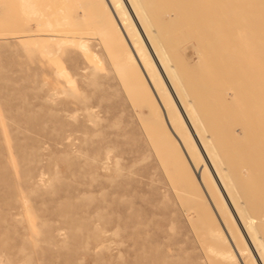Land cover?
<instances>
[{
  "label": "rangeland",
  "instance_id": "obj_1",
  "mask_svg": "<svg viewBox=\"0 0 264 264\" xmlns=\"http://www.w3.org/2000/svg\"><path fill=\"white\" fill-rule=\"evenodd\" d=\"M153 1L147 0L146 4L149 9L156 7L150 10L153 12L150 14L151 25L160 24L159 29L156 28L157 25H153L156 31L159 30L158 34H162L160 30L164 29V38L169 46L166 48L171 51H168L169 55L172 56L174 54L172 51H177L174 55L179 57H171L173 65L177 67L181 65L180 71L186 70L182 75L186 87H190L187 88L188 95L200 101L198 102L202 110L200 115L206 108L202 118L203 123L208 128L221 127L224 130L223 135L219 128L221 130L219 143H226L225 146L223 145V155L227 156L226 160L228 159L225 160V164L233 168L235 163L234 173L240 169L238 166L241 164L242 167H249L254 161L252 165L254 167L262 162L264 165L262 160L264 144L259 141H249V138L241 133L243 128H240L247 121L254 124L255 119L260 120L259 113L264 117V104L263 107H259L260 110L254 109L260 102L264 103V91L259 90L257 81L259 71L257 67L261 65L255 64V60L251 62L253 60L251 56L255 57L256 54L259 56L258 52L262 51L261 40L259 43L255 40L257 45H255L256 49H253L254 39L264 35L263 18L260 19L258 14L262 12L258 8L262 0L259 1L260 4L257 0L254 3H251L253 2L251 0L250 2L242 0L243 3L239 4L232 2L235 8L231 3V7L228 3L226 6V0H220L222 8L229 7V10L227 8L223 13L233 10L236 18L239 19L238 21L232 15L234 12H230L232 15L231 18L229 17L230 24L241 23L243 26L241 30H237L235 26L234 30H249H246L249 37L252 36L250 47L247 49L251 51V55L248 53L249 56L248 51L244 50L247 47L238 53L241 56L238 54L236 56L234 50L237 46L220 47L214 44V35L211 34L209 39L205 34L217 31V26L212 21H216V16L221 14L217 6L218 4L221 8L219 0H212L217 4L206 0L213 5L205 3V0H156L155 5ZM168 1L169 7L165 4ZM252 4L255 5L254 12L248 8V5L251 7ZM209 5L210 9L213 6L216 10L200 13L201 9H205V6L208 8ZM178 8L179 14L176 11ZM236 8L243 11L236 14L238 10ZM157 9L160 12L156 13ZM245 10L253 16L258 14L259 20L255 22L253 16L252 18L248 16V12L245 14L246 18L253 20L252 24H255L256 29L251 27L252 25L249 24L251 20L248 21V18L240 22ZM205 12L208 13L203 14ZM154 14L159 16L155 15L153 19ZM201 14L206 15L203 18L206 22L201 21L202 18H195V15L201 16ZM189 15L192 18L189 19ZM25 17L19 0H7V6L3 10L0 9V264H245L232 240L233 234H237L235 225H230L235 229L234 232H230L228 225L221 218L220 211L213 206L206 208L196 198L194 187L190 186L187 180L181 179L175 148L169 144V146L164 145L168 141L156 122L159 118L155 112H151L155 114L157 125L153 126L154 122L149 118L150 113L146 109V103L143 102L142 97L137 100L138 93L134 96L133 83L127 79V82L123 80L124 77L120 75L122 74L120 64L118 62L115 64L114 55L106 51L110 50V46L107 42H102V40L107 41L106 38L100 37L96 29L81 28L77 34L79 38H74L75 46L63 45L62 52L58 53L57 48L61 44L59 40H26L18 37L22 36L17 32L25 27ZM157 17L158 22L160 17V23H156ZM193 19L195 22L198 21L197 24L201 21L199 24L201 30L198 26L190 27V24L193 25L191 22ZM175 22L184 29L178 27ZM203 22L207 24L208 31L204 32L206 27ZM245 22L249 24L250 29ZM256 23L260 24L259 28H263V31L257 29ZM170 25H176L172 29L174 34L170 32ZM175 28L179 30L174 31ZM232 28L229 27L225 31ZM252 29L254 35L255 30L259 31L256 34L258 37L252 34ZM167 31L171 34H168V37ZM261 33L262 35H259ZM171 38H174V42ZM192 38H195L194 40L198 38L199 42L196 41L198 46ZM207 40L210 42L212 40L211 45ZM81 42L87 43L89 51L79 49ZM200 43L208 44L205 46ZM106 45L108 49L105 48ZM199 45L203 47L200 48ZM209 46L214 47L210 50ZM217 48L222 52L225 50L224 54L228 52L226 55H232V59L227 56V60ZM117 50L122 51V48ZM50 51L52 55L49 54ZM199 51L200 55L204 53L203 56H207L208 59L206 57L203 59L202 55L198 58ZM245 55L248 60L244 59ZM214 58L217 60H213ZM235 58L241 66L235 64ZM181 60L182 63L186 60L185 64L188 66L178 63ZM218 60L219 64L216 62ZM233 60L234 63L231 62ZM260 60L262 59L258 61ZM212 61H215L212 64L220 66V68L215 67L218 75L213 73V77L210 73L214 72L215 68L214 65L211 67L212 65L209 64ZM247 61H250L248 63L251 66L245 64ZM205 62L208 67L203 65ZM187 67L192 74L190 71L187 73ZM199 68H203L204 71ZM214 75L220 76L213 79ZM236 75L239 78L237 82L243 81L242 86H237L238 83L234 80ZM221 76L226 79L225 82ZM71 79L77 81L75 91L67 84ZM217 80L221 81L219 83L222 86L220 84V87L218 86ZM214 84H217L216 87ZM200 86L204 89L207 87L211 90L213 87L215 89L211 92L208 89L201 90ZM234 89L238 92V97H235L236 102L231 100L234 98ZM207 90L208 95L205 93ZM225 91H229L226 96L230 97V101L226 96L223 97ZM192 92L193 96H191ZM211 112L213 113L206 117ZM208 118L210 121L205 120ZM227 122L230 124L228 125ZM227 134H233L232 136L237 140L232 139L233 137L230 139V135ZM222 135L225 137L224 141ZM248 145L250 147H247ZM256 160L260 162H255ZM262 164L259 167H262ZM258 169L262 173H259L258 179L246 178L243 185L240 184L242 189H246L245 191L240 189L241 202H245L244 193L251 194V198L254 195L255 199L257 196V202L254 200L252 205L254 210L262 202L259 197L264 195V185L261 189L258 184L260 178L262 181L260 180L259 183L264 184V172H262L264 167ZM261 223L257 224L261 225L260 227L262 224L264 226V223ZM261 232L264 236V230ZM220 253L225 254L224 258H218Z\"/></svg>",
  "mask_w": 264,
  "mask_h": 264
},
{
  "label": "bare ground",
  "instance_id": "obj_2",
  "mask_svg": "<svg viewBox=\"0 0 264 264\" xmlns=\"http://www.w3.org/2000/svg\"><path fill=\"white\" fill-rule=\"evenodd\" d=\"M155 1L156 0L153 1V4L155 3ZM173 1H175V0H173ZM184 1H183V3H184ZM215 1H217V0H215ZM229 1H231V0H226V6L228 3V5H230V7H231V4L233 7V3L239 4L242 2V0L241 1L235 0V1H231V2H229ZM243 1H246V0H243ZM248 1L250 2V0H248ZM251 1H253L251 3H254L255 0H251ZM259 1L260 0H257V2L260 4ZM19 2L22 6V10L25 12V15H26L25 27L22 28L19 32H17V34L22 35V36H18L20 39H26V40L39 39V40H49V41H51V40L53 41L54 39L59 40V41H61V44L59 45V48H57V49L59 50L58 53H61L62 52L61 47L63 45L68 46L69 44H71V45L75 46V44H73L74 40H75L74 38H79L77 36V34L81 31V28L82 29L86 28V30H88L87 27H89V29H91V28L96 29L99 32L100 37L106 38L107 41L102 40V42H104V43L107 42L108 46H110L109 47L110 50L107 48L108 46L106 45L105 48L108 49L106 51L110 52V55L111 54H112V56L114 55L113 59L115 60V64L117 62L120 64V69H121L120 71L122 73L120 75H122L124 77L123 80L126 81V79H127L129 82L133 83V85H134L133 88L135 87L134 89L132 88L133 93L135 94L134 96H136V93H138L139 97H137V100H138V98L140 99L142 97L141 99L143 100V102L146 103V107H147L146 109H148V111L150 113L149 118L152 120V122H154L153 126L155 124V127H156L157 126L156 122H157L158 126L161 127V129L165 133V136H166L165 138L167 139L168 143H166L164 145L167 146L169 144L170 146L175 148L176 154L178 156V159H177L178 164L177 165L180 166L181 179L185 180V181L187 180L189 185L194 187V189L196 191V198H198V201L202 202L204 204V206H206V208H210L211 206H213V208H216L217 211L218 210L220 211V214L222 215L221 218L224 220V223H226V225H228V227H229L228 230L230 232H234L235 229L237 230V234L236 233L233 234L232 240L235 243V245L237 246V251H238L237 253H238V255H240L242 257L243 262L245 264H264V236H262V232H261V230L262 231L264 230V226L262 224V223H264V197H263L264 195L261 198L259 197L260 201L262 199V202L260 205L258 204L257 209H255V210H254V208L252 209V205H254L253 204L254 200H256V202L258 200L256 195H255L256 196V199H255L254 195L252 196L253 198H251V196H250L251 194L245 195V193H244V196H246V198H244L245 202L240 201V199H241V196H240L241 193L240 192H242V190H244V189H242L243 187L241 188V186L243 185L242 184L243 181L246 180V178L248 180L257 178L259 173H260L259 172L260 170L258 168L263 169V167H264V165L262 164L263 162L261 161L262 156L259 159L262 163H259L260 162L259 160L255 161V162L259 163V166H261V164H262L263 165L262 167L257 166L258 163H256V166L258 168L252 166L254 164V161H253L252 165L249 167L245 166L244 164L243 165L245 167H242V164L240 165L241 167L237 165L240 169L237 170L236 173H234L235 171L233 172V168L235 169V166H234L235 163L233 165V168L231 167V165L225 164V160H226L227 156L223 155L224 154L223 153V151H224L223 147L226 145V143L224 144V142H222V141H221L222 143H219V136L221 134V130H222L223 135H224V133H223L224 130L221 127L213 128L212 126H210L211 128H208L207 125L205 123H203L202 118L204 117V114L206 113V108H204V109L202 108L204 110V113L202 112L200 115V111H202V110H200V108L198 106L200 104V103L198 104V102H200V101H197L196 98H194V97L192 98L188 95V89L187 88H190V87H186V85H185L186 81L184 80V77L182 75V72L186 71V70L181 69L182 71H180L179 67L181 65L179 67H177L176 65H173L171 57L172 56L175 57L176 55H174V54L177 51H172V53L174 52V54L172 56H170L169 52H168V51H170V49L166 48L169 46H167L166 41H165L166 38H164L165 37V34L163 33L164 29L162 31L160 30V33H162V34H158L157 31H159L158 29L160 28V24H158V25L152 24L151 25L152 21L150 18V14L152 11L150 12V10H153L154 8L156 9V7H153V4H152L153 9L152 8L149 9L146 6L147 0H19ZM204 2L205 3L207 2V4L209 3L206 0ZM212 2H214V1H212ZM219 2L221 4L220 0H219ZM249 2H248V4H249ZM168 3H169V1L165 4H167V6H168L169 5ZM195 3H197V1ZM214 3H216V2H214ZM199 4H200V2H199ZM209 4L213 5V3H211V2ZM216 4L214 6H216ZM184 5H186V3ZM6 6H7V0H0V9L3 10ZM172 6H174V5H172ZM189 6H192V4L191 5L189 4ZM201 6H203V5H201ZM217 6L220 9L221 14L220 15L218 14L216 16V21L215 20L212 21V22H215V25L217 26V28H216L217 31L214 30L213 32H207L205 34L208 36L209 39L211 37V34L214 35L213 42H214V44H217L220 47H224L223 45H225V47L226 46L228 47L229 45H230L229 47H232V46L236 47L237 46V48H236L237 51L233 49L234 53L236 52L235 55L237 56V54L239 52H241L242 49H244L246 47L247 48L244 49L245 51L247 49H249L248 47H250V45H249L250 44V37H252V36L249 37V34L247 33L249 31L248 29H246L248 31H246V30L245 31H237V30L242 29L243 26L241 25V23L234 25V23L231 22L233 25L230 24L229 17L231 18V16L233 15L236 18L235 11L230 10V11L226 12V14H224L225 11L223 13V10H226L227 8L229 10V7L222 8V4H221V8L218 4H217ZM254 6L255 5L249 7V5H248L249 10L250 9L253 10ZM206 7L207 6H205V9L202 7L204 10L201 9L202 11H200V13H202L206 10H209L208 12H211V11L213 12V10H216V8L213 6H211L212 8L210 9L209 8L210 5L208 6L209 9ZM235 7H233V8H235ZM256 7H258V5H256ZM167 8H166V10L168 13ZM179 8H178V10H176L178 12V14L180 13ZM239 8H236V9H238L236 11V14H239V13H241L240 11H243V9H239ZM245 8L248 9L247 7H245ZM258 8L261 9L263 12L262 13L260 11V13L258 12V14H259L260 19L263 18V26H264V0L261 1V4ZM93 10H95V11H93ZM169 10H171V9H169ZM173 10H174V8H173ZM173 10H171V11H173ZM252 10H250V11H252ZM256 10H257V8L255 9V11ZM157 11L160 12L159 9H157L155 12L157 13ZM208 12H205L203 14H206ZM230 12H234V14L232 13V15H231ZM252 12H254V10ZM167 13L164 12V14H167ZM171 13L169 14L170 17L172 16ZM200 13H198V14H200ZM246 13L248 14V16H250L252 18L253 14L251 13L252 14L251 15V14H249V11L245 10L242 13L244 15V17L241 18L240 22L243 21L242 19H244V21H246L247 18H248V21L251 20V18H249V17L246 18V16H245ZM192 14H194V13H192ZM192 14H191V16H192ZM203 14H201V16L199 15L200 17L198 15L197 16L195 15V18L196 19L202 18L201 21L206 22L205 20H203V18H205L206 15L203 16ZM227 14H228V16H226ZM258 14L257 15L254 14V16H253L254 22L256 20L257 21L259 20ZM155 15L159 16L158 14H154L153 19H155ZM213 17L211 16V18H213ZM162 18H163V16H162ZM180 18L182 19V17H180ZM190 18H192V17H190V15H189V19ZM157 19H158V17L156 18V23L158 22ZM177 19H178V16H177ZM208 19H209V17H208ZM236 19H234V20L236 21ZM159 20L161 22L160 17H159ZM231 20L233 21V18ZM237 20L239 21V19H237ZM253 20H251L249 22V24L252 25L251 27L255 28V26H254L255 24L254 25L252 24ZM162 21L164 22V20H162ZM183 21H184V18H183ZM183 21H181L182 26H183ZM201 21H200V23H201ZM160 22H158V23H160ZM178 22L180 23V21H178ZM191 22H193V25L190 24V27L195 26L197 28V26H198V28L200 29L199 26H201V25H199L200 23L197 24L198 21L195 22L193 19ZM204 22H203V25L206 27V29L204 30V32H205V31H208V26H207V24L205 25ZM153 23H154V21H153ZM179 23H176V25L178 26ZM184 23H186V22H184ZM259 23H260V21H259ZM249 24L246 23L247 27L250 29ZM153 25L154 26L157 25V27H156V28H158L157 31L155 30ZM176 25H174V26L176 27ZM184 25L186 26V24H184ZM210 25L212 26V23H210ZM227 25H228V27H227ZM257 25H258L257 29H260L259 28V27H261L260 24H257ZM174 26L170 27L171 28V31H170L171 34H174V33H172L173 32L172 29H174ZM232 26H233V28H232ZM235 26L237 27V30H234L236 28ZM238 26H241V28H239ZM165 27H166V24H165ZM178 27H180V26H178ZM229 27H231L232 29L225 31ZM213 28H215V27H213ZM263 28L260 30L263 31ZM181 29H184V27ZM178 30H176V28H175L174 31H178ZM252 30H250V32ZM255 31H256V34L259 33L258 30H255ZM167 32L168 33L166 34V36L168 37L171 34L169 31H167ZM254 33L255 32L253 30L252 34L254 35ZM163 34H164V36H161ZM81 35H82V33H81ZM202 35H203V33H202ZM259 35H262V33ZM160 36L162 38H160ZM204 36L205 35H203V37ZM208 38L206 37V39H208ZM258 38H261V39H258ZM258 38H255L254 42L256 40L257 43H259V41L261 40L260 45H262V49H260V50H262V51L259 50L260 52H258L259 56L261 55L260 58H259V56H257L258 54H256V56L258 57V60L262 59V60H260L262 62L260 64V61L257 60L255 55H254L255 57L251 56L253 59L251 62H253L255 60V64L257 63V65H259V66L261 65V67H257V69L259 68L258 75H257V81L259 82L258 83L259 90L262 89V91H264V35H263V37L259 36ZM173 39H172V41H173ZM194 39L192 38V40L195 41V43L197 44L196 41L199 42V40H197L198 38H196V40H194ZM163 41H164V43H163ZM178 42H180V41H178ZM209 42L210 41H208V43ZM175 43H173L174 46H176ZM208 43H205V44L200 43V44L206 46ZM211 43H212V40L209 43V45H211ZM86 44L81 42V44L79 45V49L80 50L84 49L86 51H89ZM169 44H172V43H169ZM255 45H257L256 42L254 43L253 49H256ZM197 46H198V44H197ZM258 46H259V44H258ZM201 47H203V46H200V48ZM212 47H214V46H212ZM212 47L209 46L210 50L212 49ZM36 48H39V47H36ZM118 48H122V51H118L117 50ZM181 49H182V47H181ZM239 49H241V50L239 51ZM258 49L256 51H258ZM179 51L180 50H178V52ZM208 51H209V49H208ZM208 51H207V53H209ZM217 51H219L218 48H217ZM224 51L225 50H223V52ZM113 52H115V53L113 54ZM211 52H213V51H211ZM223 52H222V55H224L226 57V59L228 60L227 56H229V55H226V54H228V52L227 53L225 52V54ZM250 52L251 51H248L247 55H248V53L251 55ZM204 53H205V51H204ZM207 53H206V55H207ZM215 53H216V50H215ZM49 54L52 55V51H50ZM198 54H199L198 58H200L201 55H202L203 59H204V57L207 58V56H203V54L200 55V51H199V53L197 52V56H198ZM216 54H215V56H216ZM181 56H182V54H181ZM231 56H229V57L232 59L233 56L232 57ZM239 56H241V55H239ZM217 58H214L213 60H217ZM241 58H243V57H241ZM246 58L247 57L245 55L244 59H246ZM218 59L220 60L221 57H219ZM114 60H113V62H114ZM183 60H184V58H183ZM183 60H181L180 62L178 61V63H182ZM219 60L216 61V62H218L217 64L220 63ZM246 60H248V58ZM235 61H236L235 64H239L241 66V64L237 62L236 58H235ZM174 62L177 63L176 61H174ZM185 62H186V60L182 64H184L185 66H188L187 64H185ZM214 62L215 61H212L211 63H209L212 65L211 67H213L214 64H212V63H214ZM222 62H224V61H221V63ZM231 62L234 63V60ZM244 62H245V60H244ZM248 62H250V61H247L245 64H247ZM227 63H228V61H227ZM255 64H252V65H255ZM203 65H206L208 67L206 62ZM226 65H228V64H226ZM216 66L217 65H214V68ZM249 66H251V65L249 64ZM217 67L220 68L219 65ZM253 67H255V66H252V68ZM184 68L186 69V67H184ZM201 69H203V68H201ZM216 69L217 68H215L214 72H212V70H213L212 69L211 70L212 73H210V74L212 75L213 73H215V74L217 73L216 75H218V71H216ZM221 69H222V67H221ZM187 70H188L187 71V73H188L190 71V69L188 68ZM207 70H209V69H207ZM244 70L246 71V69H244ZM117 71L120 72L119 70H117ZM203 71H204V69H203ZM235 71L237 72V70H235ZM241 71H242V68H241ZM190 72L192 74V71H190ZM193 72H195V71H193ZM227 72H229V71H227ZM57 74H60V72H57ZM202 74H205V73L202 72ZM210 74H209V78H210ZM216 75H214L213 79L219 78L220 75L218 77H215ZM122 76H120V78ZM222 76H224V75H222ZM222 76H221V78H222ZM228 76H230L229 73H228ZM212 77H213V75H212ZM224 77L222 79H224ZM232 78H231V80H232ZM237 78H238V76L236 75V78H234V80H236L235 82H237V80H239V78L238 79ZM250 78H251V76H250ZM253 78L255 79L256 77H253ZM222 79H221V81H222ZM225 80L226 79H224L223 82H225ZM209 81H213V80H209ZM221 81H219V82H221ZM229 81H230V79H229ZM246 81H247V79H246ZM76 82H77L76 79L75 80L71 79V80L67 81V84L69 85V87L70 86L73 87V89H74L73 91L76 90L75 89V87H77V86H75ZM219 82L217 80L218 86H219V84L221 85V83H219ZM237 83H238L237 84V86H238V85H241V83L243 84V81H241V83L240 82H237ZM198 84H201V83H198ZM233 84H234V81H233ZM216 85L214 84V87H216ZM124 87H126V86H124ZM203 87H206V85H203ZM214 87L212 90L208 89V87L206 89L210 90L211 92L212 91L214 92V89H215ZM126 88L128 89V87H126ZM197 88L195 89V92H196ZM203 89L204 88L201 87V90H203ZM206 89H204V90H206ZM251 89H254V88H251ZM134 90L136 92H134ZM208 90H207V92H205L206 95L209 94ZM218 91H220V90H218ZM236 91L237 90L234 89V98H231V100L232 99L235 100V97H238V94H237L238 92H236ZM243 91H244V89H243ZM198 92L200 93V90ZM201 92L203 93V91H201ZM228 92L225 91L224 92L225 95H223L224 93L222 94L224 98L227 95L226 93H228ZM258 94H260V93L258 92ZM191 96H193V92L191 93ZM197 97H199V96H197ZM226 98H228V96H226ZM229 98H228V100H229ZM242 99H243V97H242ZM223 100H225V99H223ZM223 102H225V101H223ZM235 102H236V100H235ZM203 103L205 105V100ZM230 103L232 104L233 102L231 101ZM259 104H257L258 106L254 109L260 110V108L264 106V105L262 106V104H264L262 102H260ZM217 105L219 107V104H217ZM211 107H214V106L211 105ZM234 109H235V107H234ZM151 112H153V113L155 112V114L159 118L156 122H155V118H154L155 114L153 115V114H151ZM213 112L208 113L206 115V117L209 114L211 115ZM252 114H251V117L253 119ZM249 115H250V113H249ZM259 117H261L260 120L258 119L260 123L258 122V120L255 119L254 124H253V123H250L247 121L249 118L247 116L246 117L247 120H245L246 118L244 119L245 121H247L246 124L245 125L242 124L244 126L240 127V128H243L242 129L243 132H241V131L240 132L244 133V135L247 136L246 138L247 139L249 138V141L250 140L259 141L261 144H264V117H262L260 115V113H259ZM211 118H213V117H211ZM139 119H140V115H139ZM230 119H232V118H230ZM205 120H209V118L205 119ZM209 121H208V123H209ZM205 122L207 123V121H205ZM227 124H228V122H227ZM229 124H230V122H229ZM234 125L235 124H233L232 127H234ZM240 125H241V123H240ZM220 126H222V125L220 124ZM232 127L230 126L229 129H231ZM219 128H221V130ZM229 135H230V139L234 136L233 134H229ZM228 136H226L227 139H229ZM234 138L235 137H233L232 139H234ZM224 139H225V137L223 136V141H224ZM220 140H221V136H220ZM234 140H237V138ZM234 144H235V142H234ZM256 144H258V143H256ZM164 145H161V146L163 147ZM253 145H254V143H253ZM161 146H160V149H161ZM247 147H250V146L248 145ZM158 148H156V149H158ZM230 151H231V149H230ZM228 152H229V150H228ZM225 153H226V151H225ZM242 153H241V156H242ZM162 154L165 155L164 152ZM226 155H227V153H226ZM231 155L233 157V153ZM229 156H230V154H229ZM229 156H228V158H229ZM108 157H109V155H108ZM164 157H166V155ZM249 157H250V154H249ZM168 160H169V158H168ZM262 160L264 161V159H262ZM234 162H235V160H234ZM167 163H168V161H167ZM229 163L230 162L228 161V164ZM238 167H236V168H238ZM262 172H264V171L262 170ZM260 174H262V173H260ZM260 180H261V178H260ZM260 180H258V181L261 182L262 180L261 181ZM259 182H258V184L260 185L259 187L261 189H263L262 187L264 184L259 183ZM240 184H242V185H240ZM244 186H245V184H244ZM250 186H251V184H250ZM246 188L248 190V187H246ZM260 188H259V190H260ZM240 189H242V190L240 191ZM257 190H258V188H257ZM250 193H251V191H250ZM178 196H180V195H178ZM179 199H180V197H179ZM260 222H262L261 223L262 227H260L261 225L259 226L257 224ZM230 225H232V226L235 225V229L233 227H230ZM223 253H220L218 255V258H224L225 254H223Z\"/></svg>",
  "mask_w": 264,
  "mask_h": 264
}]
</instances>
